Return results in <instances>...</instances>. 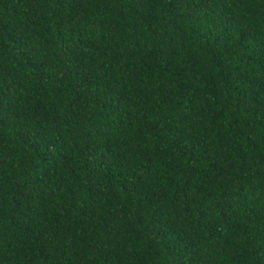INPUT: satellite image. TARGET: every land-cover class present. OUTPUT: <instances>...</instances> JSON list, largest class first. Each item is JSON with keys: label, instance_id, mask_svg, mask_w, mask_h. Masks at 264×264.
<instances>
[{"label": "trees", "instance_id": "trees-1", "mask_svg": "<svg viewBox=\"0 0 264 264\" xmlns=\"http://www.w3.org/2000/svg\"><path fill=\"white\" fill-rule=\"evenodd\" d=\"M0 264H264V0H0Z\"/></svg>", "mask_w": 264, "mask_h": 264}]
</instances>
